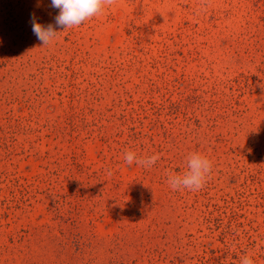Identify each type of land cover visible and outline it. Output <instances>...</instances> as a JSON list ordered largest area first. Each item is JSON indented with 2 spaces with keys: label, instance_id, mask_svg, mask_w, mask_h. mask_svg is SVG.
<instances>
[{
  "label": "rangeland",
  "instance_id": "obj_1",
  "mask_svg": "<svg viewBox=\"0 0 264 264\" xmlns=\"http://www.w3.org/2000/svg\"><path fill=\"white\" fill-rule=\"evenodd\" d=\"M32 14L0 0V264H264V0H116L46 47Z\"/></svg>",
  "mask_w": 264,
  "mask_h": 264
},
{
  "label": "clouds",
  "instance_id": "obj_2",
  "mask_svg": "<svg viewBox=\"0 0 264 264\" xmlns=\"http://www.w3.org/2000/svg\"><path fill=\"white\" fill-rule=\"evenodd\" d=\"M115 3L116 0H51V7L58 10V14L54 17L55 24H41L37 22L35 14H32L30 18L32 32L43 47H46L62 33L56 28H62L65 32L70 28L79 27ZM159 159L160 154L140 157L135 151L129 150L124 153L127 164L131 165L135 161L137 165L145 168H151ZM212 168L213 162L207 156L194 152L187 157V171L183 174L169 173L167 182L174 191L184 189L199 191L210 178ZM239 264H254V260L250 255L245 254Z\"/></svg>",
  "mask_w": 264,
  "mask_h": 264
}]
</instances>
